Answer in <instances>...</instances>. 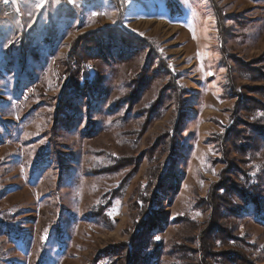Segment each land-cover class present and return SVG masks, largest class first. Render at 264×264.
<instances>
[{
	"label": "rangeland",
	"instance_id": "1",
	"mask_svg": "<svg viewBox=\"0 0 264 264\" xmlns=\"http://www.w3.org/2000/svg\"><path fill=\"white\" fill-rule=\"evenodd\" d=\"M213 1L222 15L209 0H0V264H90L151 210L137 264H197L209 193L234 167L259 198L232 196L231 247L264 264V0ZM67 56L96 83L63 91Z\"/></svg>",
	"mask_w": 264,
	"mask_h": 264
},
{
	"label": "trees",
	"instance_id": "2",
	"mask_svg": "<svg viewBox=\"0 0 264 264\" xmlns=\"http://www.w3.org/2000/svg\"><path fill=\"white\" fill-rule=\"evenodd\" d=\"M209 2L210 5L212 6V9L215 11V14L218 13L219 15L221 13L220 8L215 4L213 0H209ZM218 15H217L218 17L217 19L219 20L220 16ZM221 51L224 53L223 48L221 49ZM66 66H67L66 72L70 75V77L69 80L64 85L63 91L66 90L79 91L86 88L87 86L86 84L94 85L96 83L97 79L95 78H93L91 81L89 80V76L85 72V69L82 66H80V63L76 62L75 57L69 58V56H67ZM173 91L178 93L177 88H175V90L173 88ZM176 96L178 97V95ZM127 97L128 100L130 96ZM258 104L263 106L262 103H258ZM179 110H181V106L180 107L178 106V109L174 111V115L177 116V111ZM257 110L260 111L263 109H261V107H257ZM172 124H170L171 130L169 131L167 129L165 131L167 133L166 136L168 137V142L170 144L171 151L175 144L174 130L177 129L178 120L174 121V124L173 125ZM256 128L261 132V134H264V123L260 125H256ZM225 159L226 162H232L231 160H228L227 157H225ZM124 166H125V162L123 159H120L118 157L113 158L112 164L109 166V170L111 172H115L120 168H123ZM228 178L229 179L235 178L233 179L235 180V182L232 184L231 180H229ZM124 187L125 184L120 187V190L118 192L117 190L119 186L113 189L112 191H109L103 197V200H105V204H109V202L112 201V199L120 197L122 194L121 190H123ZM256 188H257V182L255 180L254 181L251 180L247 173H245L241 169H237V167H234L232 173L224 175L223 178L220 179L217 184L212 186L207 200V205L210 210V214L207 220L208 222L206 224V228L200 233L198 237L197 252H199L198 254L199 256H198L197 264H226L225 261H223V259L221 258V254L219 252L220 248L236 250V253L234 252V254H231L232 258L234 256H236L237 258V260L231 261L233 262L232 264H252L253 262H255L251 258H248V256H246L244 252L238 251L236 248H234L236 246L231 247V243L237 241V238L233 236L230 225L227 224L226 221H224L225 219L223 217V213L226 214L232 213L233 210H235V207L233 206L234 201L232 200L233 195H236L239 197V199L245 201L244 202L245 205L257 206L258 204L257 200L259 196L255 192ZM107 196H109V198L105 199ZM102 207L103 206H100V208L98 207L93 214L95 217L99 219L100 217H104V214H102ZM145 211L146 209H144L142 212ZM148 214L149 215H147L146 219L144 218L142 221L140 222L138 221L137 223H135V225H139L140 227L139 230H137L135 233H132V235L127 240V242L120 245L122 246L121 249H118L116 253L114 252L115 251L114 249H112L113 251L109 250L107 251V255H105L106 253L103 252L102 253L103 256L98 255L97 257H94L90 262V264H116L118 257L121 256V254L119 253H122L123 256L125 255V261H124L125 264H137V258L140 252V248L143 245L142 244L143 240L147 236H149L157 226L153 223V220H155V218L152 216V214L156 216L157 214L154 213V210L149 211ZM153 244L155 243L153 242Z\"/></svg>",
	"mask_w": 264,
	"mask_h": 264
},
{
	"label": "snow or ice",
	"instance_id": "3",
	"mask_svg": "<svg viewBox=\"0 0 264 264\" xmlns=\"http://www.w3.org/2000/svg\"><path fill=\"white\" fill-rule=\"evenodd\" d=\"M5 3L8 2V0H4ZM13 3L16 2V0H12ZM57 3H59V0H56ZM69 3H72L73 0H68ZM46 6V0H35V3L31 5L32 8H43ZM44 239H47L45 236Z\"/></svg>",
	"mask_w": 264,
	"mask_h": 264
},
{
	"label": "built area",
	"instance_id": "4",
	"mask_svg": "<svg viewBox=\"0 0 264 264\" xmlns=\"http://www.w3.org/2000/svg\"><path fill=\"white\" fill-rule=\"evenodd\" d=\"M2 1H4V0H2ZM13 2H12V0H8V2L7 3H5V11L6 12H11L12 10H13Z\"/></svg>",
	"mask_w": 264,
	"mask_h": 264
}]
</instances>
